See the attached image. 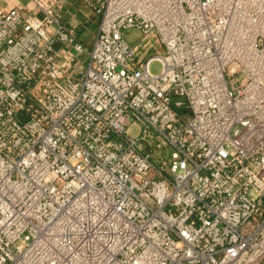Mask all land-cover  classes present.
<instances>
[{"label":"built area","instance_id":"2783aa9c","mask_svg":"<svg viewBox=\"0 0 264 264\" xmlns=\"http://www.w3.org/2000/svg\"><path fill=\"white\" fill-rule=\"evenodd\" d=\"M80 1L0 7V264H264V0Z\"/></svg>","mask_w":264,"mask_h":264},{"label":"crops","instance_id":"0c3cea01","mask_svg":"<svg viewBox=\"0 0 264 264\" xmlns=\"http://www.w3.org/2000/svg\"><path fill=\"white\" fill-rule=\"evenodd\" d=\"M23 0H0V7L10 6ZM62 20L67 26L74 27L80 40L89 45L97 28L98 18L80 0H63Z\"/></svg>","mask_w":264,"mask_h":264},{"label":"rangeland","instance_id":"374dc122","mask_svg":"<svg viewBox=\"0 0 264 264\" xmlns=\"http://www.w3.org/2000/svg\"><path fill=\"white\" fill-rule=\"evenodd\" d=\"M139 36V32L136 30V29H131L129 31L126 32V38L128 39L129 42H134L136 40V38ZM149 41H152V43L156 44L155 41H153L150 37L148 38ZM158 47V46H157ZM159 48H161V46L159 45ZM160 49H158L159 51ZM153 50L151 49V52L152 53ZM159 68H160V63L158 61H153L150 65V70L152 72H157L159 71ZM131 132L133 134H136L138 129L137 127H132L130 128Z\"/></svg>","mask_w":264,"mask_h":264}]
</instances>
